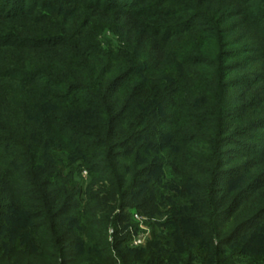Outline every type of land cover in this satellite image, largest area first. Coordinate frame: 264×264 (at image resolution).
Returning a JSON list of instances; mask_svg holds the SVG:
<instances>
[{
	"label": "trees",
	"instance_id": "obj_1",
	"mask_svg": "<svg viewBox=\"0 0 264 264\" xmlns=\"http://www.w3.org/2000/svg\"><path fill=\"white\" fill-rule=\"evenodd\" d=\"M197 2L0 7V259L30 264L52 250L57 264H264V107L247 105L264 92V62L253 79L202 83L189 67L238 50L215 32L224 9L201 19ZM73 5L110 23L61 19ZM18 11L32 26L17 30ZM263 15H244L260 42ZM188 34L206 40L204 53L179 46ZM128 208L154 220L143 247L120 236L135 229L117 226Z\"/></svg>",
	"mask_w": 264,
	"mask_h": 264
},
{
	"label": "rangeland",
	"instance_id": "obj_2",
	"mask_svg": "<svg viewBox=\"0 0 264 264\" xmlns=\"http://www.w3.org/2000/svg\"><path fill=\"white\" fill-rule=\"evenodd\" d=\"M6 1L7 0H0V7H2L6 3ZM263 7H264V0H244L242 5L241 4L237 5L236 3L232 2V0H208V1L198 0L197 4L190 11V13L193 14L194 16L195 14H197V12H199V14L202 13L203 16H201V19L202 17H211V15L214 14V12L219 11V9H222V10L224 9L225 11L224 17L222 18L220 17V19L217 20V25L215 27L217 31L215 32L218 33L217 37L219 36H221L222 38L224 37L223 38L224 42H229L230 44L229 47H226L223 50H238L236 57H233L231 59H226L223 63H219L217 59L215 58V56L211 57L210 55H208L209 57H207L206 60L199 62L196 65L197 68L189 67V70H196V72L199 74V78L202 80V83L204 82L205 85L210 84L207 81H205L207 74L217 75L218 76L217 78H219V76H223V77L227 76L226 78L228 79L238 78L240 75L245 76L249 74V78L253 79L255 78V75H254L255 73L262 72V69L258 70L259 69L258 65L264 62V42H260V38L257 35H255L256 32L253 33L252 32L253 30L250 31L252 28L251 29L249 28L248 23H250L253 20L252 18L248 20L247 17H245L244 15H246L247 11L250 14L251 11H253L254 9L257 10ZM66 8L68 10H63V11H67V14H66L67 17L66 16H63V18L61 17V19H65V21H69L73 19V17H76L75 19H77L78 24L80 25L88 21L87 19L90 17L91 19L90 18L89 19L95 23L94 27H101L107 23H110V21L108 20L110 18L109 15H99L98 16L97 13L94 14L93 11L89 9H85L80 5L79 6L73 5V6L66 7ZM48 10L49 9H46V8H42V9L37 8L32 12V16H35L36 14L37 15L42 14V13L48 14L49 13ZM84 14L88 15L89 17L86 16L84 18ZM21 16L22 14L18 11V17H17L18 21L16 23V27H17V30L19 31L21 30L22 26L26 29L27 28L26 26H29V25L32 26L33 24L31 22L30 23L27 22ZM122 20H125V19H122ZM125 22H127L128 25L131 24L129 21H125ZM199 22L201 23L200 25L205 24V22L203 21H199ZM257 22L258 23L260 22L262 25H264V15L258 18ZM206 26L204 25V30H207ZM211 28L213 29V27ZM175 38L176 37H173L171 38V40H175ZM183 38H184V35H183ZM184 40H185V43L184 44L180 43L179 46L181 47L185 46L187 48H191L193 46L195 47V49L198 50V52L196 53H199V54L204 53V48L206 47L205 46L206 40L199 39L197 37L192 38L189 36V34L184 38ZM195 49H187V50L194 51ZM7 50L9 49H7L6 47L0 46V56L4 53H7L6 52ZM261 50L263 52H261ZM167 54L168 53H165L163 56L164 63L168 62L167 60L169 58ZM6 56L9 62L13 60V58H11L8 54ZM215 67L220 68V69L217 70V68ZM263 75L264 73L261 76ZM247 77L248 76H246V78ZM188 79L190 80L189 86H194L196 84V81H195L196 78L194 81H192L190 77ZM262 86H264V84ZM245 91H246L245 87H234L233 89H231V92L235 94L236 98H237V95L239 96V98H243L242 102L246 101L244 99ZM255 96L256 97L253 100L250 99L247 101V105L249 107H255V108L264 107L263 90H260L259 93H257ZM234 155L235 154L231 153L228 156L230 158H235L236 156ZM83 176L84 177L87 176V173L85 171L83 172ZM94 190H98V188L96 187ZM124 213L129 214L131 218L127 220L126 222H124L123 224L117 225L118 228L119 229L123 227L125 228L126 224L130 222L129 224L135 225V229L126 227L125 231L122 232L120 236H123L128 230L130 235L132 236L131 247L145 246L147 240L150 237V225L149 224L154 220H151L144 214H141V211L136 210V209L128 208L124 210ZM135 215H138L141 218L139 220H136ZM260 224L261 222L258 225ZM111 233L112 231L110 230V234ZM137 238L143 239V243L136 246L133 244V240ZM46 251L48 253L46 257H40L38 260L31 261L30 264H57L58 255H56L55 252L52 250L51 251L46 250ZM19 262L20 264H29L27 263L26 256L21 257ZM0 264H11V261L9 259H0Z\"/></svg>",
	"mask_w": 264,
	"mask_h": 264
},
{
	"label": "built area",
	"instance_id": "obj_3",
	"mask_svg": "<svg viewBox=\"0 0 264 264\" xmlns=\"http://www.w3.org/2000/svg\"><path fill=\"white\" fill-rule=\"evenodd\" d=\"M140 218H141L140 216L135 215V219L136 220H139ZM142 243H143V239H141V238H137V239L133 240V244L136 245V246L140 245Z\"/></svg>",
	"mask_w": 264,
	"mask_h": 264
}]
</instances>
